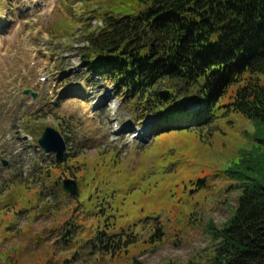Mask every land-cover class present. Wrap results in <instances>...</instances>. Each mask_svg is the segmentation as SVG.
Here are the masks:
<instances>
[{
  "label": "rangeland",
  "instance_id": "rangeland-1",
  "mask_svg": "<svg viewBox=\"0 0 264 264\" xmlns=\"http://www.w3.org/2000/svg\"><path fill=\"white\" fill-rule=\"evenodd\" d=\"M111 1L0 0V264H208L237 208L220 169L253 124L168 120L95 76L82 58ZM48 126L66 160L39 146Z\"/></svg>",
  "mask_w": 264,
  "mask_h": 264
},
{
  "label": "trees",
  "instance_id": "trees-1",
  "mask_svg": "<svg viewBox=\"0 0 264 264\" xmlns=\"http://www.w3.org/2000/svg\"><path fill=\"white\" fill-rule=\"evenodd\" d=\"M100 18L82 58L95 76L168 120L208 129L234 112L253 124L220 169L238 205L208 264H264V0H112Z\"/></svg>",
  "mask_w": 264,
  "mask_h": 264
},
{
  "label": "water",
  "instance_id": "water-1",
  "mask_svg": "<svg viewBox=\"0 0 264 264\" xmlns=\"http://www.w3.org/2000/svg\"><path fill=\"white\" fill-rule=\"evenodd\" d=\"M25 94H32L37 96L36 92H32L30 89L24 91ZM39 145L47 153H54L58 161L66 160L68 157L67 144L63 135L54 127L48 126L43 131L38 140ZM7 161L4 164L7 165ZM62 188L65 192L74 194L78 190V184L74 179H65L62 183Z\"/></svg>",
  "mask_w": 264,
  "mask_h": 264
}]
</instances>
